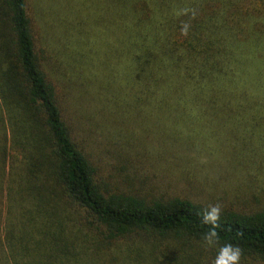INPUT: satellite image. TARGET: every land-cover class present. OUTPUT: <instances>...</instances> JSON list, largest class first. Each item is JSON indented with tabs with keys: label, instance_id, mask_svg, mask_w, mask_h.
Listing matches in <instances>:
<instances>
[{
	"label": "trees",
	"instance_id": "trees-1",
	"mask_svg": "<svg viewBox=\"0 0 264 264\" xmlns=\"http://www.w3.org/2000/svg\"><path fill=\"white\" fill-rule=\"evenodd\" d=\"M63 2L0 0V264H213L229 243L264 264V0ZM102 76L116 115L82 108ZM64 97L89 123L117 117L116 151L155 155L216 198L123 190L75 139Z\"/></svg>",
	"mask_w": 264,
	"mask_h": 264
},
{
	"label": "rangeland",
	"instance_id": "rangeland-1",
	"mask_svg": "<svg viewBox=\"0 0 264 264\" xmlns=\"http://www.w3.org/2000/svg\"><path fill=\"white\" fill-rule=\"evenodd\" d=\"M51 2L53 7L58 6L60 10L61 6L64 5L63 0H51ZM60 14H62V11H60ZM65 14L66 18L72 23H68L67 27L63 31L60 30V33L65 34L66 36H68L67 34H70L71 36L77 35V21L74 14V7L71 10L69 9ZM91 25L94 30V24L91 23ZM108 84L109 80L103 76L99 77V81L94 83V88L99 90L97 93L101 99H98L90 94H87L88 96L85 95L86 97L84 99L79 98L81 100L82 108L86 111V113L87 109L91 111L96 106L101 105L112 115L117 114V112L114 114L110 111V107H107L104 103H110L108 96L104 95L101 90L102 87L106 89ZM74 100L77 103L76 98ZM62 105L64 106L66 112L73 114L74 116L73 122L78 130V137L75 139L79 140L80 143L82 142V144L93 153L94 159L101 168L100 170H102L101 173H103V176H113L114 180H116L120 188L123 190L149 196H154L160 192H164L187 196L194 199L203 198L206 200H214L216 198L217 192L215 190L212 191L209 189L207 191V188L202 186L182 183L181 180L174 176V168H171L169 165L160 166L153 163V158L158 159L155 155H148L145 158L136 159L122 152L116 151L113 143L111 142L114 134V126H117L116 116L113 118L111 115L106 114V112L101 111L100 115L103 114V119L94 121L91 120L89 123L88 119L85 117L86 115L80 109L77 108V110H75L74 107L72 108L71 105H69L68 97L66 99L64 97ZM95 117L98 116L95 114L93 118ZM108 133L113 134L109 136ZM150 141H152V139H149L145 145L148 146ZM183 167L184 166L182 165L178 172H180ZM2 171L3 175L0 171V229L5 217V191L8 181V173L6 172L7 169L6 171L5 169H2ZM124 173H128L130 175V178L126 181H122L120 179V176L124 175ZM224 201L227 200L224 199ZM239 205L240 206L238 207H242V204Z\"/></svg>",
	"mask_w": 264,
	"mask_h": 264
},
{
	"label": "clouds",
	"instance_id": "clouds-1",
	"mask_svg": "<svg viewBox=\"0 0 264 264\" xmlns=\"http://www.w3.org/2000/svg\"><path fill=\"white\" fill-rule=\"evenodd\" d=\"M190 25L183 23L181 27V33L183 35L188 34ZM221 206L219 204L210 205L207 209H204L201 213L202 223L211 225L212 227L204 233V242L209 246H214L218 241V233L216 229L220 226ZM243 251L239 246H233L232 244H225L219 248L217 256L213 264H240Z\"/></svg>",
	"mask_w": 264,
	"mask_h": 264
}]
</instances>
